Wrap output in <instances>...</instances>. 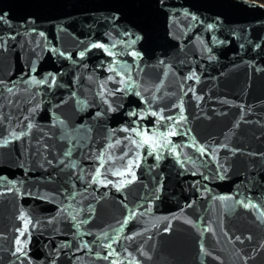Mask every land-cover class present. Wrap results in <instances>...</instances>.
<instances>
[{
  "label": "water",
  "instance_id": "95a60500",
  "mask_svg": "<svg viewBox=\"0 0 264 264\" xmlns=\"http://www.w3.org/2000/svg\"><path fill=\"white\" fill-rule=\"evenodd\" d=\"M0 264H264V5L0 0Z\"/></svg>",
  "mask_w": 264,
  "mask_h": 264
},
{
  "label": "trees",
  "instance_id": "16d2710c",
  "mask_svg": "<svg viewBox=\"0 0 264 264\" xmlns=\"http://www.w3.org/2000/svg\"><path fill=\"white\" fill-rule=\"evenodd\" d=\"M252 1H255V2H258L260 4H263L264 5V0H252Z\"/></svg>",
  "mask_w": 264,
  "mask_h": 264
}]
</instances>
